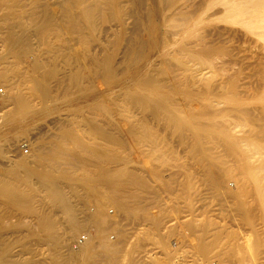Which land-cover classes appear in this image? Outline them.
I'll return each instance as SVG.
<instances>
[{
	"label": "bare ground",
	"instance_id": "1",
	"mask_svg": "<svg viewBox=\"0 0 264 264\" xmlns=\"http://www.w3.org/2000/svg\"><path fill=\"white\" fill-rule=\"evenodd\" d=\"M31 1L33 0H30L29 2ZM135 1H132V2L135 3ZM171 1L172 0H163L162 11L160 9L161 19H159V17H157L156 19H153L154 18L153 17L152 18L153 20H151V24L149 23L150 27L156 30L158 27L160 29V26L166 23V18L165 17L163 18L162 13L164 12V9L169 8L171 6L172 4ZM61 2L62 3L58 4L56 9L55 7L49 9L48 6L47 7L40 6L39 8V6L37 5L38 6L37 8L40 9L39 11L35 12L34 10L33 12H25V11L20 10L22 7L20 9H17L16 3L14 2H12V4L10 5L11 7L9 8L7 7V5L5 6L4 3L0 1V62L3 64L4 63L3 58L5 57V55H11L15 59V61H12L14 59H11L10 61L18 63V64L24 63L26 65V68H24L23 66L24 71L22 72L24 73L23 74L21 73L23 75L21 77L25 81V83L26 81L30 82V84L28 83L29 84L28 86H31L33 88L28 87L27 84H26V87L29 89V91H31L32 89L33 90L32 92H34V94L38 98H40L42 102L44 103V105L42 106L38 105V107H34L32 106L29 98L24 97L25 95L21 96L17 93L18 91L16 87V84H17L16 81L17 82L19 81L18 79L20 78V76H18L19 78L16 81H14V83L16 84H13L9 82V76H7L6 74V72L8 73V71L9 72L11 71L10 69H12V71L16 69V65H15V68H11L12 66L8 67V65L10 64H13L14 66V63L8 62L7 67L5 68L3 66L0 67V84L2 86H5L4 84L10 83L8 87L5 86V88H7L6 91L4 93L3 91H1L3 94L2 93L0 94V101H2V104L4 105V107L5 108L10 107L5 112L3 117L2 118L0 117V119H3V126H2L3 128H0V155L1 157L5 156L3 148L6 145L16 141L15 137L17 134L24 133L23 129H24L25 124L32 122L35 119L41 120L44 118V116L56 110V107L53 105L54 99L56 97L61 95L62 98H65L63 101L65 107H68L72 103H75L73 102L74 101L73 99L67 98L69 97L68 96L69 93L67 94V96H65V94L67 93L68 90H70V88L73 89V87H75L77 83L80 84V82H82V86H83V83H85L84 87L86 88L82 87L83 89L95 90L97 91L96 95L98 94L101 96L102 99H105L103 101V104L107 107V110L104 109L105 111H102L101 115L99 113V116H97V119L99 118L98 120H96L95 117L91 115L87 116L89 115V113L86 115L83 112L87 116L84 119H86V122L91 126V128L92 126L94 127L93 131L99 138L94 135L93 137H96L98 140L100 139L101 140L100 142H102L103 145H100L99 147L94 144L93 146H87L86 144H83L82 141L78 138H70L68 135H66L67 133H64V135H62V137L65 136L64 139L62 137L58 139L59 135L56 136L57 138H54L52 136L53 137L52 139H55V141L53 142V144L47 145L48 146L47 148L44 147L43 143L40 140L35 139L34 144L31 145L30 147L31 156L32 155H40V156L41 155H51V156L59 155L58 157L60 156L65 157V155H74V156L77 155L79 158L77 159L78 160L77 163L80 164L79 168H81L80 170L81 172H76V173L73 171H68V170H62L56 173L52 171L53 169L50 170L47 167H45L44 166L45 164H43L41 161V157L37 158V156L36 157L34 156L35 159L37 158L36 160L32 158V160L35 161L34 163H36L37 165V166L35 165L36 166L35 168L30 167L32 163L31 162L29 163L27 159H25L22 156L17 157V160H12L10 163L8 162V164L0 162V264H19L18 255H21V253L18 254L17 251H18V248H20L19 244L20 242H22L23 239H24L25 245H22V248L30 249L29 252L31 251L33 247L38 248L40 246H43V247L49 248V250L51 251V257L49 259L50 264H132L130 261V258H128L126 262H121L120 260H118L119 261L118 262L116 261V258L113 256L114 253H112L111 251L108 252L109 248H112V247H110V243H108L109 247H107L105 243L106 241L104 242L103 239H106L104 238V235L107 233L106 232L107 228L110 227V225H114L116 220L113 223H110L112 222L111 220L114 219V217L111 214L112 218L109 221L110 218L108 219V217L106 216L107 211L103 207V205L111 204V206H113L114 209L116 210V214H118L117 212H120V213L124 212L128 209L129 206L133 207L132 204L131 205L129 204L132 203L131 200L132 198L135 199V197L130 192V190L133 187L147 188L148 186L146 180L140 177L139 174L135 172V169H133L134 170L133 171L131 168L129 169L126 166L127 157H125L124 155L130 154V152L128 153L127 151L128 149L130 150V148H133L134 151L139 150L140 155H144L145 151L143 149L145 148L143 147L142 149H140L139 147H141V145H145L146 152L149 153V155L152 152H153L152 154L154 155H161V156L162 155H173V154H169L168 150L165 149L166 142L161 144L160 141L162 137L159 140L156 137L152 136V134L149 132V129L148 131L145 129L143 120L146 118H151L152 120L153 119L160 120L158 118L160 117V113H162L161 120L162 122H164L162 124H166L167 126L170 125L171 128H172V125L175 126V128L178 127L179 129L177 130H180L179 132L180 140L183 141L185 138H188V140L190 139V142H186L187 144L189 143L190 145V149H189L190 151L188 154L191 153L192 155H198L199 156L198 159H200L199 163L203 164L206 167L214 166L213 165L214 163L212 162V160L202 159V157L204 156L208 157V155L210 154L208 153L209 151L207 148V146L209 145V144L207 145L208 140L210 144H211V141L213 140L212 137H210V135L215 134L219 127L221 131H224V132L226 131L221 129L224 125L222 126L220 122L215 121L214 118L212 117L214 116L212 115L215 113L214 111L217 110V112L220 113L219 111L220 109L209 111L210 109H207V107L203 105L201 108L195 109L196 111L194 112V113H197L199 116L204 114V116L199 117V119H202L203 121H200L198 119L195 120L196 119L195 117H198V116H195L193 118L195 121H192L189 117L183 116L181 114L183 112V108L173 105L174 107H177L175 108L177 114H176V117H174L168 112V109L163 108L162 106L158 104V101H159L158 99L150 98L151 102L147 103L148 101L145 98L146 96L143 97L140 95L142 93H144V95H147V96L152 94L153 91L157 89L156 87L159 83H162V84L168 83L171 85V87L176 89L175 87H177V85L179 86V83H180L179 81L180 79L177 80V78H179V76L182 77L181 76L182 70L184 72L186 70L182 68L180 69L179 67L176 66L175 68L173 67V71H171L172 72L171 77L168 78L167 76V78H165L164 80L155 79L154 78L155 74L157 75L158 73H161V72L164 73V71L166 73L167 72L169 73L170 71L167 69H163L159 66L157 69V65H153L150 67L151 63L154 62V60L152 62L151 60L153 58H158L156 55L157 53H160L162 57L166 55L168 56L170 55V53H168L165 50L166 47H162V46L158 47V45L154 43L155 41L152 42L154 38L153 40H150V41L148 40V38H143L142 36H144L143 34L145 32L141 33L143 32L141 28H140L141 30L140 33L142 34V36L140 37L141 39H139V36L137 37L138 39L133 40L132 38L133 43L130 42L127 45L128 40H130L129 39L131 36L130 35L128 37L126 45H124L125 47L124 46L122 48L119 47L118 42H116V44L107 42V45L102 46L103 48L101 50L100 49L94 50V48L92 49L89 42L91 39H92L91 42L101 41L100 38L102 34H100L99 30L102 25L105 27V30L107 31V30H113V29L124 30L125 29L124 27L127 24H129L128 20L132 14L129 12V15H130L129 16L127 15V12L123 11V6L121 5V2H119V0H62ZM137 4L139 3L137 2ZM54 5H57V4H54ZM51 6L52 5H50V7ZM216 6L222 7V11L220 10L221 8L218 11V12L221 11L222 15L220 14L221 15L220 18L224 20V22L223 20L221 22L223 23L226 22V26L227 25L229 26V28H224L226 29V33L229 36V37L226 36L228 37L227 39H230V43H228L229 45L227 44L228 46L226 47V56H227L226 58H228V60L226 61L228 62L229 65L231 64L236 65V62H238L236 61L237 59L236 57L239 54H241L242 56H240L241 57L240 62L248 61L249 62L247 63L248 65H246V63L245 65L247 67H252L254 69L253 75L255 74V77L256 75H259L258 77L264 78V76H260L261 74L264 75V0H208L206 9L213 8ZM154 7H156V5H154ZM143 8L145 9V7ZM148 12L149 10L147 11V13ZM157 13H156V16H157ZM146 15H148L146 17L151 18L149 14H146ZM200 19L201 18H199L198 20L195 19L197 21H194V22L191 21L192 22L191 27L187 28V26H185L186 28L183 29L182 33L180 32L181 34L179 35L180 37L176 41V45L180 44L181 43L180 41L184 38L195 37L196 28H198L199 25H201ZM143 20L147 21V19H144V18ZM202 20L205 21L207 20V18L204 17ZM212 20H215V18ZM217 20H219L218 17H217ZM134 24H135L134 26L136 27L135 22ZM127 26H130V24ZM138 26L140 27V25ZM144 27H147L148 29V26L145 24H144ZM235 27L242 29L244 33L240 32L241 33L240 34L239 30L235 29ZM214 28L216 29V27ZM159 29H157V31ZM220 29L222 30V27ZM220 29L217 31H220ZM62 31L66 32V34L69 35L72 41L76 43L75 45H77L76 46L77 49L76 50L74 49L75 50L74 54L77 57L79 56V58H81L80 59L81 65L77 64L76 66H72L69 72L60 71L59 68H56L59 65H56L55 67L54 66L55 64L52 65L51 63L45 64V65L42 64V62L38 59L39 54L37 55V53L35 52L36 49L34 51L35 53H33V49H32L33 40H36L41 44L49 40L48 39L49 37H53L55 35L58 36L60 35L59 33L62 34ZM205 31L210 33V31H207V30ZM205 31L203 32V35ZM88 32H89V35H88ZM101 32L103 33V31ZM129 33L132 34V32L130 31ZM146 33L149 34V31H146ZM136 35H139V33L138 34L136 33ZM213 35H215V33H213ZM103 36L105 37L104 34ZM196 36L198 37L199 35H196ZM206 37H208V34H206ZM198 38H197L198 41L202 39L201 37L200 39ZM240 38H246L245 40L249 44V45L247 44L248 47L244 48L245 45L244 46L241 45L242 41L240 40ZM53 39L55 40L54 37ZM111 39L112 38H110L109 40ZM238 39H239V42H238ZM147 40L148 42H146ZM36 41H35V44L37 43ZM193 41H195V39ZM193 41L191 42L193 43ZM162 42L165 43L163 39H162ZM44 45L43 47L45 48ZM239 45L242 46L244 49H241V47L239 48ZM195 47L193 51L200 54L201 59H203L202 60L203 63L206 65V68L198 69L196 67L197 69L196 68L193 69L190 67L191 68V71L189 72L190 80L189 81L181 80L183 82V86H181L180 88L184 87L185 82L186 84L190 83L191 85H194L199 82L203 85L205 84V88L211 89V90L217 87L218 89L219 88H222V89L229 88V84L230 83L233 84L235 79H237V76L240 74V72L243 71V70L241 71L240 68L237 69L236 71H232V73L227 79L226 78L225 80L223 79L220 83L215 82V84L218 83V86L212 87L213 85L211 86L209 83H205L204 79H205V74L209 72H214L215 68H217L215 67V65H213L214 62L212 60L214 58L212 59V57L214 56L211 57V53H210L211 49H209L210 47L208 48L205 45V43L202 45L196 44ZM181 48L183 49V46ZM220 50L223 51V49H220ZM37 52L39 53V51ZM45 52L47 53V51ZM177 55L180 57L179 53ZM172 56H176V55L173 53ZM69 58L70 57L68 56V59ZM195 58H198V57L196 56ZM72 60L73 59H71V61ZM6 61H9V60H6ZM166 61L164 60L162 62L163 65L168 63V62L165 63ZM120 64H123V67L120 66ZM204 64L203 66H205ZM17 67H19V65ZM168 67L166 66V68ZM8 68L10 69L7 70ZM206 70L207 72H204ZM187 71L188 70H186V72ZM216 72L217 71H215L214 74H216ZM130 73H132L131 74L133 75L132 77L129 75ZM13 75H16V73ZM17 75L14 77H17ZM158 75H157V78H158ZM213 75L211 73L210 76H213ZM217 76L218 75H216V77ZM214 78H215V75H214ZM11 79H12V76H11ZM22 79L20 83H22ZM215 81H217V79ZM23 83H22V86L25 84ZM201 84H198V86H200ZM170 85H167V86L170 87ZM22 86L21 88L24 87ZM24 89H22V91L27 90L26 88ZM167 89L168 87H166V90ZM73 90L75 91V89ZM113 90L117 91L115 95H112L114 94ZM30 94H29V97L33 95V94L30 95ZM72 94L74 95V93ZM186 94L188 95V93ZM27 95L28 93L26 94V96ZM165 100L166 102L171 103L168 105H172V103L176 102L174 100L172 101L167 100V99ZM189 102L191 103V101ZM139 104L144 105L142 106V109L143 107L146 108L147 106L146 115L142 117H138L139 115L137 113L138 111L137 107ZM73 105L75 106L76 104H73ZM208 105H211V104H208ZM188 106H190V104ZM211 107H214V105ZM191 108L192 107H190L189 109ZM88 109H92V108H88ZM222 109L223 107H221V110ZM92 114L96 115L97 112L96 114L95 112H93ZM260 114H264L263 111ZM206 116L208 118H206ZM178 118L179 120H182V121H179ZM147 120H146V124H147ZM216 122L217 124L218 123L220 124V126L218 124L219 126V127L217 126L218 128L216 127ZM223 122L225 121L223 120ZM63 124H66V123L64 122ZM69 124L67 127L68 130H69ZM80 124L78 123L77 126L79 127ZM8 125L14 126V129H15L14 133H12L13 131H8L7 129H4L5 127H8ZM73 125H75V123ZM83 125L85 124H82V126ZM61 126L62 125H60V127ZM70 126L72 127V129L70 130L75 131L74 129L76 127L72 126V124H70ZM187 126H193L194 128L198 129V132H196L195 134L191 132L187 133V130L185 129ZM148 127L149 126H147V128ZM159 127H160V124H159ZM190 128L191 127H189V129ZM134 131L137 132V135ZM40 132H42V129ZM79 132H82V131H79ZM133 132L135 133L136 136H133L134 134ZM81 136H82V133L80 137ZM208 137L210 138L207 139ZM179 138H176V140L177 139L179 140ZM215 139H216V136H215ZM219 139L217 142L215 141V143L218 146V149H220L221 152H225V154H228V153L231 154V155H225V156L223 155L225 159L226 157H228V159L226 160L229 162H225L223 161V159H219L220 157L217 159L218 161H216L215 159L216 163L218 162L217 164L219 166V169L216 166L215 168H217V170L223 171L227 175L228 178L234 179L232 186L229 183H227L228 191H226V194H228L230 199L233 200V202L230 201L232 203L229 202L230 206L233 207V209L231 210V213L233 216H236V213H238L239 214L238 216L241 218V220H243L248 225H250L254 233L256 232L259 234L257 235V237H255L256 235L254 236L256 239L255 238L247 239L245 242H243L242 244H238V245H235L234 243H232L233 241L232 239H229L228 241L225 242L223 240L226 238V235L223 234L225 230L222 228H213L212 224H210L211 221L207 220L208 218L207 213H204L200 220H193V219L187 220L184 223V234L179 235V237L180 239L186 238V241L188 242V240H190L191 236L193 235L192 233H195V232L197 233V243L195 244L194 242V244L196 247L195 249L197 250L198 259L192 262L191 264H210V262L212 261V260L210 261L211 259L210 257L212 253L215 252V250L219 252L218 254L214 253L215 255L218 256L216 258L217 260L220 258L218 260V264H226V257H229V256L235 257L239 264H252L256 260V256L258 255L257 254L258 247L259 246L263 247V244H264V147L262 146V144H259L258 142H255V141L254 142L250 141V139L246 140V138L245 140H243V138L241 140H235L232 138L227 140L226 138L227 141L219 140ZM183 143H182V146L186 144V143L184 144ZM160 145H162L163 147H161ZM211 146L214 148L213 145ZM82 156H86V157L83 158ZM229 158H231V160H229ZM73 159L74 157L72 158V160ZM198 159H197V162H198ZM43 160L47 162L48 159L46 160L43 157ZM74 160H73V163H74ZM49 162H51L50 159L48 160L47 164ZM54 162H56L55 167H57V164L59 163H57L56 160ZM54 162L52 161V163ZM105 162L115 163L118 169L115 172H113L110 169L112 167L108 168L107 166L108 163L106 165L107 166L106 169H104L105 167L103 166L105 165L103 163ZM70 163L68 162V164ZM61 164H59V168ZM111 164L112 163H110L109 166ZM78 166H75V167L78 168ZM117 167H113V168H117ZM212 173H213V170H212ZM112 175H114V177L116 178H121V180L119 182L117 181L116 183L117 185L118 183L119 185H122L123 188L126 189L127 191L121 194L120 196L119 195L117 196L115 194H105L106 198L103 197L102 199H99L101 195L100 190H103V188L105 189L104 186H101V187L98 186V189L102 188L99 190L100 195L97 193L90 194V192L88 193V191L86 192L84 189L83 191L84 193L86 192V194L83 196V200H81V202H83V205L81 206H83L84 208H86V206L87 208L89 206H93V209L91 210L90 208L89 209L86 208V211L83 209L82 212H84V214L82 216H78L72 207L71 198H75L77 201L79 199V196H82V195H79V196L77 195L79 187H82L83 189V188H86L87 183L94 182V185H95L96 182L98 181L100 182L101 180L108 182L109 181L108 179H110ZM205 176L206 174L204 175V177ZM204 181H206L207 184H209V186H214L215 188L220 187V184L217 181V179L213 176H209V174L207 175V177H205ZM64 186L66 188H63ZM98 189L96 188V190ZM227 199L229 200V198ZM13 205L17 206L20 210L18 211V210L11 209L12 207H14ZM53 209L59 210L62 213V216H64L63 221L65 223V226L60 231L55 228L56 224H54V220H52L50 216L52 212L51 210ZM133 209H136V207L132 208V210ZM140 210L141 209L137 208L138 212L143 213V216H141L143 217V220L148 222L150 225V228H149L150 232L147 234V240L150 242V245L152 246V250L155 251L159 248H163L164 245H166V239H168L167 237L169 235L167 236V234L164 233V235L161 236L159 232H160V229H162V226H163L162 223L164 219L166 218L167 212L169 211V209L164 206H161L156 201H152L149 204H146V206L143 208V212ZM256 218H260L261 223L263 224L259 230H257L255 226L253 225V221ZM83 228L87 230L86 232H88L86 235L87 236L86 241L83 244L74 247V244L71 245L70 240L71 239L73 240V238L76 237V235H78V233L81 230H83ZM172 229L174 230V228ZM172 229L171 231H173ZM208 234L210 235L208 236ZM206 236H208V239H206ZM141 238H143V236ZM101 241L104 242L105 244L103 243L102 245ZM100 243H101L100 246L102 247L106 246L105 248L109 254L102 253V250L104 248H100L99 246ZM116 244H119V243H116ZM114 245H115V242H114ZM63 248H65V250L68 252L65 256L62 257L60 256V250H62ZM116 249H119V248L116 247ZM65 250H63L62 253ZM32 251H34V249ZM29 252H26V254L29 255L30 254ZM154 253L156 254L157 252H154ZM127 254L129 256L132 255V251L128 250ZM163 255L166 256L165 257L167 261L166 264H171L168 254L163 253Z\"/></svg>",
	"mask_w": 264,
	"mask_h": 264
},
{
	"label": "rangeland",
	"instance_id": "2",
	"mask_svg": "<svg viewBox=\"0 0 264 264\" xmlns=\"http://www.w3.org/2000/svg\"><path fill=\"white\" fill-rule=\"evenodd\" d=\"M0 1L2 3H4L5 6L7 5V7H9V8L11 7L10 5L12 4V2H14V3H16L17 9H20L22 7L20 10L25 11V12H33L34 10H35V12L39 11L40 9L37 8L38 6H39V8H40V6H42V7L48 6L49 9L54 8V7L56 9L58 4L62 3L61 2L62 0L61 1L60 0H44V1L43 0H41V1L40 0H33L31 2H29L30 0H27V1L26 0H9V1L8 0H0ZM18 1H20V2H18ZM132 1H135V0H119V2H121V5L123 6V11L127 12V15H129V12L132 14L131 16L129 15L130 17L128 20L129 21L128 23L130 24V26H127V25H129V24H127L124 27L125 29L123 28L125 31L124 30H116V29L106 31L105 27L102 25L100 27V30H99L100 34H102L101 38H100L101 41L100 42H96V41L91 42L92 41V39H91L89 42L92 49L94 48V50H98V49L101 50L103 48L102 46L107 45V42L108 43H115V44H116V42H118L119 47L122 48L124 45H126L128 37L130 35L131 36L129 39L131 41L128 40L127 45L130 42L133 43L134 39H138L137 38L138 36H139V39H141L140 38L142 36L141 33L145 32L143 34L144 36H142L143 38H148L149 41L153 40V38H154V40L152 42L155 41L154 43H156L158 45V47H160V46L166 47L165 50L168 53H170V55H168V56L167 55L163 56L164 59L160 55V53H157L156 55L158 58H153L151 60V62L154 60L155 63L152 62L150 67L153 65H157V69L159 66L163 69H167L170 71L169 72L170 74L168 72L166 73L165 71H164L165 74L162 72L158 73V74H160V75L157 74L158 78H157V75L155 74L157 72H155L154 73L155 79L164 80L165 78H167V76H168V78L171 77L172 76L171 71H173V67L175 68L176 66L179 67L180 69L182 68V69H184V70L186 69L188 71L186 72V70H185V72H184L182 70V73H181L182 77L179 76V78H177V80L180 79L179 80L180 83H179V86L177 85V87H175L176 89L171 87V85L168 83H165V84L159 83L156 87L157 89L155 91H153L152 94L147 96V95H144V93H142L140 95L143 97L146 96L145 98L148 101L147 103L151 102L150 98L158 99L159 100L158 104L160 106H162L163 108L168 109V112L174 117H176V114H177L176 110H175V108H177V107H174V106L176 105L180 108H183V112L181 114L183 116L189 117L192 121H195L197 119L200 121H203L202 119H199V117L204 116V114L199 116L197 113H194L196 111L195 109L201 108L203 105H205V107H207V109H210L209 111H211V110L214 111L215 109H218V110L220 109L219 110L220 113L217 112V110H215L214 111L215 113L212 114L214 116H212V117L214 118L215 121L220 122V124H222V126L224 125L226 127V129H225L224 126L223 127L221 126L222 127L221 129L225 130L226 132L221 131L220 127H219L220 124L218 123L219 124V126H218V124L216 122V127L218 126L219 128L217 127L218 129H217V132L215 134L210 135V137H212V139H213L211 141V144L208 140L207 145L208 144L209 145L208 146L206 145L208 148V151H209L208 153H210V154L208 155V157H206V156L202 157L203 160H207V159L212 160V162L214 163L213 164L214 166L206 167L203 164L199 163L200 159H198L199 158L198 155H192L191 153L188 154L190 151L189 150L190 145H189V143L187 144L186 142H190V139L188 140V138H185L184 139L185 141L180 140V138H179L180 130H177V129H179L178 127L175 128V126L172 125V128L174 129L173 130L170 125L167 126L166 124H162V123H164L161 120L162 113H160V117L158 118L160 120H155V119L152 120L151 118L144 119L143 124L145 125L144 126L145 129L147 131L149 129V132L152 134V136L156 137L159 140L162 137L161 141H160L161 144L166 142L165 143L166 144L165 149L168 150L169 154H173V155H162V156L161 155H154V154H152L153 152L149 155V153L146 152L145 145H141V147H139L140 149H142L143 147L145 148V149H143L145 151L144 152L145 154L143 153L144 155H140L139 150L134 151L133 148H130V150L129 149L127 150L128 153L130 152L131 155L130 154L124 155L125 157L128 158V159L126 158V160H127L126 166L129 169L130 168L132 170L135 169V172H137L140 177H142L144 180H146L148 186H147V188L133 187L130 190V192L135 197V199L132 198V200H131L132 203L129 204V205L132 204L133 207L129 206L128 209L124 212H121V213L117 212L118 214H116V210L114 209L113 206H111V204L110 205H107V204L103 205V207L107 211L106 213L108 214V215L106 214V216L108 217V219L110 218L109 221L111 220L112 216L114 217V219H112L111 220L112 222H110V223H113L116 220L114 225H110V227H108L109 230L107 228L108 231L106 230L107 233L105 232L106 234L104 235V238H106V239H103V240H104V242L106 241L105 243H106L107 247H109L108 243H110V247H112V248H109L108 252L111 251L112 253H114L113 256L116 258V261L120 260L121 262H126V260H128V258H130V261L132 264H166V262H167L165 259L166 256H164L163 253L164 254L167 253L168 257L170 258L171 264H191L192 262H194L195 260L198 259L197 250L195 249L196 248L195 244L197 243V233L196 232L192 233L194 236L192 235L193 237L191 236V238H190V240H188V242L186 241V238L180 239V237H179V235L184 234V223L189 219L200 220L202 218V215L204 213H207V217L209 218V219L207 218V220L211 221L210 224H212L213 228H222L225 230V232H223V234L226 235V238L224 237L225 239H223V238L222 239L225 242L228 241L229 239H232L233 240L232 243H234L235 245L242 244L247 239L255 238L259 234L256 232L254 233L252 231L251 226L248 225L243 220H241V218L238 216L239 215L238 213H236V216H233L231 213V210L233 209V207L230 206V203H232L233 200H231L229 195L226 194V191H228L227 183H229L232 186L234 179L228 178L227 175L223 171L217 170V168H215V166H216L219 169V166L217 164L218 162L216 163V161H218L217 159L219 157H220L219 159H223V161L229 162L226 160V159H228V157H226V159H225L224 156L225 155H231V154L230 153L225 154V152H221L220 149H218V146L215 143V141L217 142L219 138H220L219 140H226V138H227V140L231 139V138L235 139V140H241L243 138V140H245V138H246V140L250 139V141L258 142L259 144H262V146L264 147V118H263L264 114H260V113H262V111L264 113V81H263L264 78L258 77L259 75H256V77H255V74L253 75L254 69L252 67L246 66V65H248L247 63H249L248 61L240 62V60H241L240 56H242L241 54H239L236 57L237 59L235 58L236 61L240 62V63L236 62V65H234V64L229 65L228 62L226 61V60H228V58H226L227 57L226 56V47L229 45L228 43H230V39H227L229 36L226 33V29H224V28H229V26L228 25L226 26V22L223 23L224 20L220 18L222 15V13H221L222 7L216 6L213 8L206 9V5L208 3V0H172L171 6L169 8L164 9V12L162 13L163 18L164 17L166 18L167 24L164 23L162 26H160V29L158 27L157 29H159V30L157 31V29L155 30L154 28L150 27V24H151V20L156 19L157 17H159V19H161V15H160L161 13L160 12L162 11L163 0H143V1L142 0H136L135 3H133ZM141 1H142V3H141ZM160 1H161V3H160ZM137 2L139 4H137ZM54 4H57V5H54ZM50 5H52V6L50 7ZM154 5H156V7H154ZM157 6H159V7L161 6V7L159 8ZM143 7H145V9ZM147 9L149 10L148 13H147V11H148ZM160 9H161V11H160ZM219 9L221 10L220 12H218ZM145 13L149 14V16H151V18L146 17L148 15H146ZM156 13H157V16H156ZM204 17L207 18V20H205V21L202 20ZM217 17L219 20H217ZM143 18L147 19V21L143 20ZM148 18H149V20H148ZM199 18H201L200 19L201 25H199L200 23L198 24L199 27L196 28L195 37L184 38L180 41L181 42L180 44L176 45V41L180 37L179 35L182 33L183 29L186 28L185 26H187V28L191 27V25H192L191 21H193V22L197 21ZM214 18H215V20H212ZM136 19H138V20H136ZM195 19H197V20H195ZM222 20H223V22H221ZM187 21H188V23H187ZM202 21L205 23H203ZM206 21H207V23H206ZM134 22L136 23V27L134 26L135 25ZM139 22H140V24H139ZM210 23H211V25H210ZM144 24L148 26V29H147V27H144ZM206 24H208L209 26ZM138 25H140V27ZM188 25H190V26H188ZM103 27H104V29H103ZM214 27H216V29ZM221 27H222L223 31L220 29ZM140 28L143 30V32H141V33H140V31H141ZM208 28H210V29H208ZM217 28H219L220 31H217V30H219ZM235 29L239 30V33L240 32L244 33V31L238 27L237 28L235 27ZM135 30H136V32H135ZM205 30L210 31L211 34L209 32H206ZM101 31H103V33ZM129 31L132 32V34L129 33ZM146 31H149V34H147L148 32L146 33ZM204 31L206 34H208V37H206L205 33L203 35ZM115 33H116V35H115ZM136 33L137 34L139 33V35H136ZM200 33L202 34V36ZM213 33H215V35H213ZM218 33H219V35H218ZM59 34L60 35H58V36H56V35L53 36L55 38V40L53 39V37H49L48 38L49 40L46 41L47 43L44 42L45 45H44V43L40 44L38 41L33 40L32 41L33 53L36 52L37 55L38 54L40 55V56L38 55V59L42 62V64L45 65V64L51 63L52 65L55 64L54 65L55 67H56V65H59L56 68H59L60 71H63V72L68 71L69 72V70L72 68V66H76L77 64L81 65V60H80L81 58H79V56L77 57L74 54V51L77 49V47H76L77 45H75L76 43L72 41V39L69 37V35L63 31H62V34L61 33H59ZM103 34L105 35V37L103 36ZM88 35H89V32H88ZM157 35L159 38L157 37ZM196 35H199L198 36L199 38ZM116 36H118V37H116ZM226 36H228V37H226ZM200 37L202 39H200ZM110 38H112L111 39L112 41L109 40ZM132 38H133V40H132ZM197 38L200 39V41H198ZM162 39H163V41H165V43L162 42ZM194 39H195V41L197 40L199 43L197 41L196 42L193 41ZM245 39L246 38H240V40L242 41V44L241 43L240 44L243 46L245 45L244 48L248 47V45H249ZM67 40H68V42H67ZM69 40H70V42H69ZM148 40L146 42H148ZM35 41L37 42L36 44H35ZM49 41H51V42H49ZM124 41H126V42H124ZM156 41H158V42H156ZM191 41H193V43ZM206 42H208V43H206ZM238 42H239V39H238ZM162 43H163V45H162ZM204 43L208 48L210 47L209 49H211V52H210L211 57L214 56V57H212V59L214 58L212 60L214 62L213 65H215V67H217V68L219 66V68H218L219 70L217 68H215V70H214V72L217 71L218 73L216 72V74H214V72L208 71L209 73L205 74V79H204L205 83H209L211 86L213 85L212 87H216V86H218V83H220L223 79L224 80H225V78L227 79L230 76V74L232 73V71H236L239 68L241 69V71L243 70L237 76V79H235L234 83L229 84V88H224V89L219 88L218 89V87H217V88H213L212 89L213 91H212L211 89L205 88V84L203 85L199 82L194 84V85H191L190 83L186 84V82H185L184 87L180 88L181 86H183V82L181 80H183V81H185V80L189 81L190 80V73L189 72L191 71V68H193V69H195L196 67L198 69L206 68V65L203 63V61H202L203 59H201L200 54L193 51L196 44L202 45ZM244 43H246V44H244ZM43 45L45 46V48L43 47ZM71 45H73L74 47ZM64 46H65V48H64ZM182 46H183V49L181 48ZM61 47H62V49L64 48L67 51L63 49L64 50V52H63ZM240 47H241V49H244L242 46L239 45V48ZM43 48H44V50H43ZM35 49H36V51H35ZM220 49H223V51ZM37 51H39V53ZM45 51H47L48 54ZM70 51H71V53H70ZM67 52H69V53H67ZM173 53L176 56H172ZM178 53L180 54V57L177 55ZM64 54L65 55L67 54V55L65 56ZM47 55L49 58L47 57ZM193 55H194V57H193ZM53 56H55V57H53ZM64 56H65V58H64ZM68 56L70 57L69 59H68ZM196 56L198 58H195ZM176 57H177V59L178 58L179 59L177 60ZM11 59H14L11 55H5V57L3 58L4 63L2 64L0 62L1 63L0 67L3 66L5 68V67H7V63L11 62V63H14V66H13V64L9 63L10 65H8V67L12 66L11 68H15V65H16L15 70L18 69L17 71H15V70L12 71V69H10V68L7 69V70H9V69L11 70L10 72L8 71V73L6 72L7 76H9V82L13 83V84L17 83L16 84L17 91H18L17 93L21 96L25 95L24 97L29 98L32 106L38 107V105L39 106L44 105L42 100L40 98H38L34 94V92H32L33 90L31 88H33V87L28 86L30 84V82L26 81V83H25V81L21 77V76H23L22 74L24 73V72H22V71H24L23 66H24V68H26V65L24 63L18 64V63L12 62V61H15V59L10 61ZM62 59L65 61H63ZM71 59H73V60L71 61ZM76 59H77L78 63H77ZM196 59L198 60V62ZM199 59H201V60H199ZM6 60H9V61H6ZM164 60L165 61L167 60L165 63L168 62L167 63L168 65L167 64H165V65L168 67L171 64L172 68H171V66L168 67L169 69L166 68V66L163 65V63H162ZM50 61H52V62H50ZM54 61H55V63H54ZM61 62H63L64 64ZM5 63H6V65H5ZM158 63H160L161 66ZM176 63H178L179 65ZM245 63H246V65H245ZM203 64L205 66H203ZM18 65H19L20 69H22V70H20L19 67H17ZM63 66H65V67H63ZM120 66L123 67V64H120ZM250 68H251V70H250ZM144 72H145V70H144ZM204 72H207V70ZM15 73H16V75L18 74L17 77H14L16 75H13ZM19 73L20 74L22 73V74L20 75ZM187 73H189V74H187ZM211 73H212V75L213 74L215 75V78H214V75L210 76ZM131 74L132 73H130L129 75L132 77L133 75H131ZM216 75H218V76L216 77ZM11 76H12V79H11ZM18 76H20V78ZM260 76H264V75L261 74ZM13 78H15V79H13ZM122 78H124V77H122ZM17 79L19 80L18 82L16 81ZM21 79H22V83L23 82L25 83V84L23 83L24 87L22 86V83H20ZM216 79H217V81H215ZM14 81H16V83H14ZM215 82H218V83L215 84ZM10 83L4 84V85L8 87V85ZM26 84L28 87H31L30 88L31 91H29V89L26 87ZM84 84L85 83H83V86H82V82H80V84L77 83L76 86L73 87V89H75V91L72 88H70V90H68L67 93L65 94V96H67V94L69 93V95H68L69 97H67V98L73 99L74 100L73 102H75V103H72L68 107H65L64 103H63L65 98H62V96L59 95L58 96L59 98L56 97L54 99V102H53V105L56 107V110L50 112L48 115L44 116V118L41 120L35 119L34 121L25 124L24 129H23L24 133L23 134H17L15 137L16 141L6 145L3 148L5 156L1 157V155H0V162L8 164V162L10 163L12 160H17V157L22 156L25 159H27V161L29 163L30 162L32 163L30 165V167L35 168L37 165H36V163H34L35 162L34 160H36L38 157L39 158L41 157L42 163L45 164L44 166L50 170L53 169L52 171H54L56 173L60 172L62 170L73 171L75 173L81 172L80 171L81 168H79L80 164L77 163V161H78L77 159H79L77 155H75V156L74 155H65V157L64 156L58 157L59 155H57V156L53 155L54 157L51 155H41V156L40 155H32L33 156L32 157L31 152H30L31 151L30 147H31V145L34 144L35 139H38L43 143L44 147L47 148L48 147L47 145H49V144L51 145L55 141V139H52L53 137L57 138L56 136L59 135L58 139H60L62 137V135H64V133H67L66 135H68L70 138L80 139L82 141V143L86 144L87 146H93V144H94V145H97L99 147L100 145H103V143L100 142L101 140L100 139L98 140L96 138L98 136L93 131L94 127L92 126V128H93L92 129L91 126L86 122V119H84V118L91 115V116L95 117L96 120H98L99 118L97 119V116H99V113L101 115L102 111L107 110V107L103 104V101L105 99H102L101 96L98 94L96 95L97 91H95V90L83 89V88H86V87H84L85 86ZM198 84H201L203 86H201V85L198 86ZM167 85H170V87ZM5 86H2L0 84V94L2 93L1 91H3V93L6 91L7 88H5ZM21 86L23 88H21ZM232 86H234L236 89ZM112 87H113V85H112ZM166 87H168L167 90H166ZM24 88H26L27 90L24 91L25 90ZM22 89H24L23 91L26 94L28 93L27 96L22 91ZM71 90L74 92H72ZM204 90H206V91H204ZM221 90H222V92H221ZM71 92L74 93V95ZM113 92H114V94H112V95H115L117 91L113 90ZM30 93H32L33 95ZM186 93H188V95ZM29 94L32 96L29 97ZM165 99L170 100V101L174 100L176 102H174L175 104L172 103V105H168L171 103L166 102ZM183 99H185V100H183ZM198 99L200 102L198 101ZM211 100H213V101H211ZM189 101H191V103ZM36 103H37V105H36ZM73 104H76V105L74 106ZM189 104H190V106H188ZM208 104H211V105H208ZM215 104L217 105V107ZM213 105H214V107H211ZM83 106H84V108H83ZM142 106H144V105L139 104L137 107V110H138L137 113L139 115L138 117H142V116L146 115L147 106H146V108L143 107L144 110L142 109ZM190 107H192V108L189 109ZM221 107H223L222 110H221ZM9 108L10 107L5 108L4 105L2 104V101H0V117L1 118L3 117V115L5 114V112ZM88 108H92L93 110L88 109ZM190 110H192V111H190ZM83 112L86 115L89 113V115L86 116ZM93 112H95V114L97 112V114L93 115L92 114ZM143 113H145V114H143ZM183 113H185L186 115ZM190 113H191V115H190ZM75 115H77V116H75ZM71 116L74 118H72ZM195 116H198V117H195ZM194 117L196 118L195 120L193 119ZM206 118H208V117L206 116ZM0 120H1L0 121L1 122L0 128H3L2 127L3 126V119H0ZM63 120H65V121H63ZM77 120L78 121L80 120L81 122L80 121L78 122ZM146 120H147V124H146ZM178 120H179V118H178ZM223 120L225 122H223ZM179 121H182V120H179ZM64 122L67 125L63 124ZM67 122L72 124V126L76 127V128L73 127V128H75L74 130L76 132L70 130V129H72V127ZM152 122L154 125L152 124ZM74 123H75V125H73ZM78 123L79 124L82 123L85 125L82 126V124H80L78 127L77 126ZM59 124L62 126L60 127ZM68 124H69V130L67 128ZM159 124H160V127H159ZM147 126H149V127L147 128ZM151 127H152V129H151ZM189 127H191V128L189 129ZM4 129H7L8 131H13L12 133H14V130H15L14 126H11V125H8V127H5ZM41 129H42V132H40ZM185 129L187 130V133L191 132V133L195 134L196 132H198V129L194 128L193 126H187ZM152 130H153V132H152ZM218 130H220V131H218ZM79 131H82V132H79ZM172 131H173V133H172ZM229 131L231 134L229 133ZM39 132H40V134H39ZM134 132L137 135V132L136 131H134ZM234 132H235V134H234ZM81 133H82V136L80 137ZM135 133L133 134V136H136ZM225 133H227V134H225ZM93 135L96 137H93ZM213 136H214V138H213ZM215 136H216V139H215ZM210 137H208L207 139H209ZM62 138L64 139L65 136ZM176 138H179V140L178 139L176 140ZM183 142L186 143L188 146L186 144H184ZM182 143L184 144V146H182ZM211 145H213L215 149ZM160 146L163 147L162 145H160ZM209 149H211V150H209ZM219 155H221V156H219ZM34 156L35 157L37 156V158L35 159ZM42 156L46 160L50 159L51 162H49V163H51L52 166L49 163L47 164L48 160H47V162L44 161ZM71 156H72V158L74 157V159H76V160L73 159L74 163H73ZM79 156H81V155H79ZM82 157L84 158L86 156H82ZM32 158L34 160H32ZM54 158H56V159H54ZM197 159H198V162H197ZM215 159H216V161H215ZM55 160L57 161V163H59V164L62 163L64 165L61 164L60 168H59V164H57V167H55L56 166L55 165L56 162H54ZM229 160H231V158H229ZM52 161L54 163H52ZM68 162L69 163L71 162V163L68 164ZM107 163L108 162L103 163L105 165V166H103V167H105L104 169H106L107 166H108V168L112 167L110 169L113 172H115L118 169V167H117V165H115V163L109 162L108 165H107ZM110 163H112V164L109 166ZM198 163L201 166H199ZM33 164H34V166H33ZM53 164H54V166H53ZM78 164H79V166H78ZM147 165H148V167H147ZM75 166H78L79 169L76 168ZM113 167H117V168H113ZM58 168H59V170H58ZM69 169H71V170H69ZM212 170H213V173H212ZM207 173L209 174V176H213L217 179V181L220 184L219 188H215L214 186H209V184H207V182L204 181L205 177H207V175H208ZM205 174H206V176L204 177ZM112 177H114V175H112ZM112 177L110 179H108L109 180L108 182L101 180L100 182L99 181L96 182L95 185H94V182L87 183L86 188H83V189H82V187H79L80 191L82 190L80 192L78 189L77 195L78 196L82 195V196H79V199H78L79 201L78 200L76 201L75 198H71L72 207L78 216H82L84 214V212H82L83 209L86 211L87 206H86V208L81 206V205H83V202H81V200H83V196L86 194L87 191H88V193L90 192V194H92V193L99 194V192L101 191L100 192L101 195L99 194L100 195L99 199H102L103 197H105V194H115L117 196L118 195L120 196L121 194H123L124 192L127 191L126 189L123 188L122 185H119V183L117 185V183H116L117 181L119 182L121 180V178H116V177L112 178ZM112 183H113V185L116 184L117 186L116 185L113 186ZM98 186H100V187L104 186L105 189L103 188V190H100L102 188L98 189ZM63 188H66V187L64 186ZM96 188L98 190H96ZM84 189L86 191L85 193L83 191ZM91 189L93 190V192ZM82 192H83V194H82ZM227 198H229V200ZM152 201H156L161 206H164V207L169 209V211L167 212V216L162 223V225H163L162 229H160V232H159V234H161V236L164 235V233H166L167 236L168 235L169 236L167 237L168 239H166V245H164L163 248H159L155 251L152 250V246L150 245V242L147 240V234L150 232L149 231L150 225L148 222L143 220V217H141V216H143V213L137 211V208H138V209H141L140 211L143 212V208L146 206V204H149ZM230 201H232V202H230ZM75 204H76V206H75ZM78 205H79V207H78ZM13 206L14 207L10 206V207H12L11 209L18 210V211L20 210L17 206H15V205H13ZM135 207H136V209L132 210V208H135ZM89 208L92 210L93 206H89L87 209H89ZM51 211H49V212H51V214H50L51 219L54 220V224H56L55 228L59 231L62 230L65 226V223L63 221L64 216H62V213L59 210L53 209ZM111 214H112V216H111ZM27 216H26V218H27ZM53 216H54V218H53ZM11 220H13V219H11ZM253 225L255 226V228L257 230H259L263 224L261 223L260 218H256L253 221ZM110 228H112V229H110ZM172 228H174V230ZM164 229H166V230H164ZM171 229L173 231H171ZM86 231L87 230L83 228V230H81L78 233V235H76V237L73 238V240L71 239L70 240L71 245L74 244V242L76 240L75 238L79 237L81 234L87 235L88 232H86ZM90 233H92V232H90ZM209 235L210 234H208V236ZM142 236H143V238H141ZM208 236H206V239H208ZM262 240H263V238H262ZM102 241H101V243L103 245L104 242H102ZM114 242H115V245H114ZM194 242H195V244H194ZM101 243L99 244V246L101 245ZM116 243H119V244H116ZM192 244H194V245H192ZM22 245H25L24 239L22 240V242H20V244H19L20 248H18V251H17L18 254L21 253V255H18L19 264H50L49 259L51 257V251L49 250V248H46L43 246H40L38 248L33 247L31 249V251L33 249H34V251L29 252L30 249L22 248ZM111 245H113V246H111ZM105 247L100 246V248L105 249V250L103 249L105 252L102 250V253L103 254H109ZM116 247L119 249H116ZM63 250H65V248L60 250V256H62V257L65 256L68 252L65 250L66 252L64 251L62 253ZM128 250L132 251V255L129 256L127 254ZM216 251L217 250H215L214 253L218 254L219 252L218 251L216 252ZM26 252H29L30 254L28 255V254H26ZM154 252H157V253L155 254ZM214 253H212V255L210 257L211 258L210 261L212 260L210 262V264H218V260L220 259L219 258L217 260L216 258L218 256L215 255ZM257 254L258 255L256 256V260L252 264H264V244H263V247L262 246L258 247V253ZM226 264H239V263L237 262L235 257L229 256V257H226Z\"/></svg>",
	"mask_w": 264,
	"mask_h": 264
},
{
	"label": "built area",
	"instance_id": "3",
	"mask_svg": "<svg viewBox=\"0 0 264 264\" xmlns=\"http://www.w3.org/2000/svg\"><path fill=\"white\" fill-rule=\"evenodd\" d=\"M87 236L85 234L80 235L74 242V247L83 244L86 241Z\"/></svg>",
	"mask_w": 264,
	"mask_h": 264
}]
</instances>
